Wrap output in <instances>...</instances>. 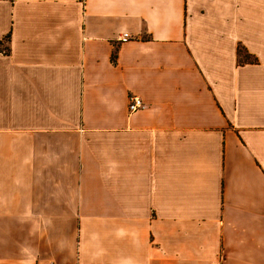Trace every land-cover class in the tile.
I'll use <instances>...</instances> for the list:
<instances>
[{
  "label": "crops",
  "instance_id": "crops-1",
  "mask_svg": "<svg viewBox=\"0 0 264 264\" xmlns=\"http://www.w3.org/2000/svg\"><path fill=\"white\" fill-rule=\"evenodd\" d=\"M38 263L264 264V0H0V264Z\"/></svg>",
  "mask_w": 264,
  "mask_h": 264
},
{
  "label": "built area",
  "instance_id": "built-area-1",
  "mask_svg": "<svg viewBox=\"0 0 264 264\" xmlns=\"http://www.w3.org/2000/svg\"><path fill=\"white\" fill-rule=\"evenodd\" d=\"M129 37H130V35L128 33H124L122 40L126 41ZM143 106H144V102L139 96L132 95L130 97L129 104H128L130 112H135V111L139 110L140 108H142ZM38 264H40V263H38Z\"/></svg>",
  "mask_w": 264,
  "mask_h": 264
},
{
  "label": "trees",
  "instance_id": "trees-1",
  "mask_svg": "<svg viewBox=\"0 0 264 264\" xmlns=\"http://www.w3.org/2000/svg\"><path fill=\"white\" fill-rule=\"evenodd\" d=\"M8 49V48H7ZM246 50L244 49V48H240L239 49V51H238V53L240 54V55H242V56H246L247 57V54H246V52H245ZM5 52H8V50H6ZM115 57H116V54H114V56H113V58L115 59Z\"/></svg>",
  "mask_w": 264,
  "mask_h": 264
}]
</instances>
